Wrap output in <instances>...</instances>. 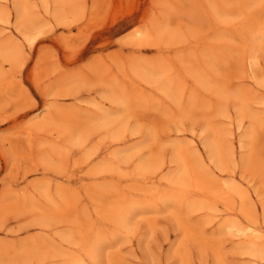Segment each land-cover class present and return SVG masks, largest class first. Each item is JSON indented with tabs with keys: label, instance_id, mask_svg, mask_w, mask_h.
Segmentation results:
<instances>
[{
	"label": "rangeland",
	"instance_id": "rangeland-1",
	"mask_svg": "<svg viewBox=\"0 0 264 264\" xmlns=\"http://www.w3.org/2000/svg\"><path fill=\"white\" fill-rule=\"evenodd\" d=\"M23 2L31 43L0 0V264H264L237 234L264 236V0Z\"/></svg>",
	"mask_w": 264,
	"mask_h": 264
},
{
	"label": "bare ground",
	"instance_id": "bare-ground-1",
	"mask_svg": "<svg viewBox=\"0 0 264 264\" xmlns=\"http://www.w3.org/2000/svg\"><path fill=\"white\" fill-rule=\"evenodd\" d=\"M5 2H8V0H3ZM48 4V3H47ZM14 6V11L16 14V29L18 32H20L22 34V36L24 37V39L27 42H32L34 41L35 38H33V31L36 30L34 28V25L31 23V21L28 20V15H27V9L26 6L23 2V0H14L13 3ZM29 14V13H28ZM13 16V14L9 11V7L7 6L6 9H0V22L4 23V24H10L11 22V17ZM55 16V15H54ZM62 16V15H61ZM150 16V15H149ZM63 17V16H62ZM60 18V17H59ZM58 18V19H59ZM61 19V18H60ZM219 19V18H218ZM62 20V19H61ZM29 21V22H28ZM226 22V21H225ZM229 25V24H228ZM251 26V25H250ZM258 26V25H257ZM244 27V26H243ZM37 32V31H36ZM143 33H140V35H142ZM159 36V35H158ZM158 38V37H157ZM155 39V38H154ZM151 42V41H150ZM158 43V42H157ZM158 45V44H157ZM153 47V46H152ZM15 50V49H14ZM16 52V51H15ZM14 52V54H15ZM0 54L1 55H5L6 61L8 62H12L14 60V58L12 56L13 55V49L11 47L10 44H6L5 46L0 45ZM3 58V56H2ZM136 71V70H135ZM147 71V70H146ZM139 78V77H138ZM141 79V78H140ZM198 82V81H197ZM167 84V83H166ZM169 85V83H168ZM165 89V88H164ZM161 92V91H160ZM214 96V95H213ZM229 99V98H228ZM238 105V104H237ZM188 108V107H187ZM238 111V110H237ZM111 115V114H110ZM107 116V115H106ZM106 118V117H105ZM242 118V117H241ZM250 118V117H249ZM115 121V120H114ZM112 123V122H111ZM106 128V127H105ZM109 128V127H108ZM111 130V129H110ZM119 130V128H118ZM256 130V129H255ZM115 131V130H114ZM257 134V133H256ZM118 136V135H117ZM255 137V136H254ZM115 140V139H114ZM206 149L209 150L211 152V159H214V161H218L217 164L219 163L222 167L223 165L221 164L220 160H221V155H220V151L217 149V147H215L213 144L211 143H207L205 145ZM120 159V158H119ZM120 161V160H119ZM118 161V162H119ZM180 163V162H179ZM191 164V163H190ZM112 166V165H111ZM188 168V167H187ZM186 168V169H187ZM224 168V167H223ZM188 170V169H187ZM133 171V170H132ZM140 171V170H139ZM153 172V171H152ZM185 172V171H184ZM143 173V172H141ZM186 173V172H185ZM196 173V172H195ZM104 174V173H103ZM155 175V174H154ZM182 175V174H181ZM129 177V176H128ZM181 177V176H180ZM123 179V178H122ZM174 179V177H173ZM179 179V178H178ZM183 180V179H182ZM172 181V180H171ZM173 182V181H172ZM177 182V181H176ZM175 182V183H176ZM212 182V181H211ZM174 183V184H175ZM179 183V182H178ZM181 183V182H180ZM196 183V182H195ZM208 184V183H207ZM177 185V184H176ZM229 185V184H228ZM231 185V184H230ZM198 187V186H197ZM196 187V188H197ZM229 187V186H228ZM200 188V187H199ZM201 190V189H200ZM209 191V190H208ZM179 193V191H178ZM165 194V193H164ZM208 194V193H207ZM211 194V193H210ZM197 195V194H196ZM215 196V194H214ZM193 197V196H192ZM147 198V197H146ZM175 198V197H174ZM217 200V199H216ZM141 201V200H140ZM144 202V201H143ZM191 202V201H190ZM155 204V203H154ZM157 204V202H156ZM248 204V203H247ZM177 206V205H176ZM202 206V205H201ZM219 206V205H218ZM207 208V207H206ZM199 209V208H198ZM207 210V209H206ZM191 211V210H190ZM251 211V209H250ZM252 213V212H251ZM123 215H121L120 219H121V223L125 225L126 221H127V214L128 212H124L122 213ZM131 214V213H130ZM256 220V219H255ZM182 222V221H181ZM179 224V223H178ZM123 225V226H124ZM132 227V226H131ZM135 230V229H134ZM132 233V232H131ZM237 234L240 238H243L242 240L243 243H247L249 240L253 239L251 241V243H249V245L247 246V250L250 253H254L256 255H259L260 257H264V243L261 244L263 242L264 236L261 235L259 233V231L257 230H253L252 228H249L247 230H243V229H238ZM101 235V234H100ZM105 238V237H104ZM102 239V238H101ZM105 241V240H104ZM111 243V242H110ZM247 245V244H246ZM97 247V246H96ZM55 254V253H54ZM255 255V256H256ZM72 264H80L77 262H74Z\"/></svg>",
	"mask_w": 264,
	"mask_h": 264
}]
</instances>
